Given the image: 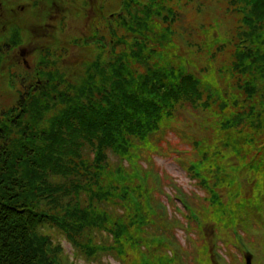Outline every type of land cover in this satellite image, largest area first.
Segmentation results:
<instances>
[{"label": "trees", "instance_id": "trees-1", "mask_svg": "<svg viewBox=\"0 0 264 264\" xmlns=\"http://www.w3.org/2000/svg\"><path fill=\"white\" fill-rule=\"evenodd\" d=\"M120 1L122 13L79 40L87 56L67 66L63 48L39 46L33 72L11 61L25 33L0 16L1 70L16 88L0 108V264H222L212 234L228 247H218L224 262L234 247L242 252L235 228L257 231L249 245L264 263V0H225L190 43L168 30L209 0ZM175 127L187 133L186 168L205 190L180 208L174 193L163 200L152 160Z\"/></svg>", "mask_w": 264, "mask_h": 264}, {"label": "rangeland", "instance_id": "rangeland-1", "mask_svg": "<svg viewBox=\"0 0 264 264\" xmlns=\"http://www.w3.org/2000/svg\"><path fill=\"white\" fill-rule=\"evenodd\" d=\"M16 5L12 10L3 9L2 3L0 2V16L6 22L10 17V19L18 18L22 23H26L25 26L28 28L27 32V42L24 46L27 54L21 55L19 54V50H12L9 55L11 57V61L14 60L20 65H23V61L27 59L31 66H35V60L39 56V52L36 51L37 48L42 43H48V45H59L66 52V58L63 60L65 65L76 64L83 56H87L90 52L89 49L82 47V44L79 46L80 38L92 35V22L97 20L99 21V5L104 0H87V3L84 0H68L64 4L65 6H59L57 3L53 7L49 4V0H41L37 9L35 11V7L32 6L33 0H13ZM107 6L109 7V11L113 12L120 5V0H105ZM207 0H204V2ZM216 4V7H212L211 4H207L203 9V13H199V10H196L194 7H188L184 9V12H181V22L180 24L190 33L189 37L197 36V32L195 30V25L198 23V19L205 20L206 23L213 22L215 16L221 13V6L225 3V0H209ZM35 6V5H34ZM44 11H50L54 16L50 18L53 24L45 26L44 21L40 19H36L41 16ZM64 14V15H63ZM205 18H201V16ZM222 16V14H221ZM64 17V18H63ZM63 18V20H62ZM36 19V20H34ZM232 20V18H227ZM34 20L31 24L27 23L28 21ZM62 21V23H61ZM63 27V29H60ZM3 30V28H0ZM188 34V33H187ZM42 36V38H40ZM32 38V40H31ZM76 44V45H75ZM55 48V47H54ZM7 63H1L0 65V108H8L12 105L16 100V88L10 84L8 73L3 74L2 70H7ZM24 67V66H23ZM22 67V68H23ZM2 69V70H1ZM31 68L29 71H32ZM33 72V71H32ZM187 135L186 132L182 131L175 127L174 129L167 130L163 136L158 138V146L152 151V160L155 163V178L159 179L161 177V183L168 193L175 187L174 185H170L168 182L175 183L180 189L178 192L181 194L185 192L189 195L193 193H202L205 192L199 182V179L192 174L188 168H186L187 164L191 160V152H189L191 146L190 143L184 140ZM241 178H239L240 180ZM246 191L248 194L253 195L254 191L249 183L244 182L242 185V190ZM193 192V193H192ZM163 200H167V194H162ZM182 196L184 194H181ZM222 197L227 198L229 202H235L239 200L238 197H231L228 193L224 192ZM173 211V209H172ZM176 218H180L185 221L182 215H175ZM212 228V227H211ZM211 228L208 230V234L211 233ZM261 230H264L262 228ZM243 234H245L242 231ZM257 231L253 230L250 234H245L246 242L255 241V239L259 238L257 236ZM179 237L182 243L187 248V251L191 253V251H196V247L193 241H188L186 237H184V231H178ZM212 240H210V246L212 244L215 246L222 245L221 241L218 240L216 233L213 235ZM262 237V236H260ZM60 242L62 246L70 253L73 252L72 245L61 236ZM216 246V247H217ZM223 246V245H222ZM226 251L228 247L223 246ZM230 254L234 255L237 252V255L241 258L243 254L239 252L238 249L234 247V249L229 250ZM228 254V259L225 261V264L231 263L232 256ZM227 258V257H226ZM230 259V260H229ZM253 264H264L260 262L259 258ZM103 264H124V262L116 259L113 256H106L103 258ZM76 264H94L91 260L88 262L86 259L83 260L81 258L76 260Z\"/></svg>", "mask_w": 264, "mask_h": 264}, {"label": "water", "instance_id": "water-1", "mask_svg": "<svg viewBox=\"0 0 264 264\" xmlns=\"http://www.w3.org/2000/svg\"><path fill=\"white\" fill-rule=\"evenodd\" d=\"M251 263V258L250 257H248V264H250Z\"/></svg>", "mask_w": 264, "mask_h": 264}]
</instances>
